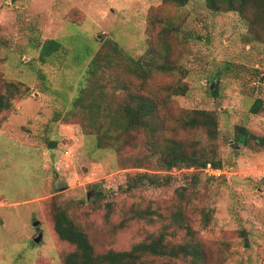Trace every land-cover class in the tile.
Listing matches in <instances>:
<instances>
[{"label":"rangeland","instance_id":"obj_1","mask_svg":"<svg viewBox=\"0 0 264 264\" xmlns=\"http://www.w3.org/2000/svg\"><path fill=\"white\" fill-rule=\"evenodd\" d=\"M257 11L259 22L252 16ZM49 38L61 46L42 63L39 50ZM111 40L134 58L149 51L158 63L177 66L154 71L145 83V93L160 102L157 140L213 148L222 161L218 170L200 171L183 210L198 231L205 264H264V146L234 140L237 125L264 136V6L214 12L205 0L180 6L162 0H0V91L6 81L28 87L0 122V264H62L71 246L53 230L57 208L87 232L96 252L128 249L160 228L133 219L117 226L130 207L156 206L163 213L174 189L188 186L196 171L135 167L136 157L150 153L149 135H128L132 146L99 145L85 110L73 107L89 59ZM123 65L117 58L92 81L95 88L104 84L109 98L102 103L113 113L128 90L139 92V80ZM122 80L132 87L114 90ZM177 85L184 94L171 93ZM255 98L263 108L253 114ZM193 109L216 113L215 140L180 125ZM137 173L146 174L145 183L129 189L126 183ZM152 176L167 181L156 186ZM106 203L113 209L109 219ZM201 209L209 214L206 227L197 222Z\"/></svg>","mask_w":264,"mask_h":264},{"label":"trees","instance_id":"obj_2","mask_svg":"<svg viewBox=\"0 0 264 264\" xmlns=\"http://www.w3.org/2000/svg\"><path fill=\"white\" fill-rule=\"evenodd\" d=\"M176 5H184L188 0H162ZM207 7L214 12L237 11L242 13L247 6L256 10L263 8L264 0H205ZM260 12L252 15L256 22L260 20ZM252 20V25L255 22ZM254 21V22H253ZM61 43L49 38L42 42L38 59L42 63L57 51ZM148 56L134 58L126 53L117 42L108 41L106 50H97L89 59L85 70L84 80L78 88V94L73 98V107L84 109L90 128L96 133L98 144L103 141L111 142L116 147L132 146L128 135L145 133L150 140L147 143L149 155L144 156L143 163L139 157L134 159L135 167H144L149 163L156 164L159 170H171L175 167L193 168L188 186H178L174 189V198L168 207L162 212L156 206L136 208L131 206L130 215L124 217L117 226L125 224L126 220H141L150 223H160V228L148 233L142 240L133 243L128 249H108L96 252L87 232L70 218L67 211L57 208L53 215V230L59 240L71 246L62 256V264H205L206 253L203 245L197 237V230L191 224V220L184 213L191 200V188L199 181L200 171L205 168L220 169L222 161L216 158L214 149L196 144L186 145L175 139L158 141V134L163 128L159 119L160 102L151 94H146L145 83L154 71L169 72L177 69V66L166 62H157V58L147 52ZM146 54V55H147ZM145 55V56H146ZM120 59L123 62V70L128 76L139 80L137 84L139 92L127 91V100L117 111H112L111 105L103 104L108 100L109 93L105 95L104 84L98 83V87L92 84L99 75H105L107 67ZM132 87L127 81H120L114 90ZM173 94H184L182 85H177L171 90ZM28 92V87L22 82H4V91H0V122L4 113L11 109L12 99L21 98ZM217 95V88L211 91ZM263 108L261 98H255L249 107V112L256 114ZM180 125L187 130L201 129L209 140H215L219 130V120L215 112L205 109H193L186 111L179 120ZM107 124H111L106 126ZM235 141H243L244 144L253 140L255 144L264 146V136L249 132L244 126L235 127ZM53 145V144H51ZM155 158V159H154ZM144 165V166H143ZM146 174L137 173L130 176L127 181L129 189L141 186L145 183ZM158 176L151 177V183L159 186L166 182ZM106 219L112 213L110 203H106ZM199 222L203 227L209 224V214L205 209L199 211ZM247 244V243H245Z\"/></svg>","mask_w":264,"mask_h":264},{"label":"water","instance_id":"obj_3","mask_svg":"<svg viewBox=\"0 0 264 264\" xmlns=\"http://www.w3.org/2000/svg\"><path fill=\"white\" fill-rule=\"evenodd\" d=\"M37 223H38V221L34 220L32 224H33V226H36ZM41 235H42L41 232H39L38 235L33 239L34 242H38L40 240V238H41Z\"/></svg>","mask_w":264,"mask_h":264},{"label":"built area","instance_id":"obj_4","mask_svg":"<svg viewBox=\"0 0 264 264\" xmlns=\"http://www.w3.org/2000/svg\"><path fill=\"white\" fill-rule=\"evenodd\" d=\"M213 170V169H212ZM214 170H218V169H214Z\"/></svg>","mask_w":264,"mask_h":264}]
</instances>
